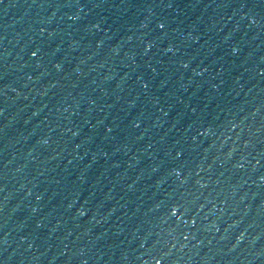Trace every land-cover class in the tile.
Returning <instances> with one entry per match:
<instances>
[{"label": "water", "instance_id": "95a60500", "mask_svg": "<svg viewBox=\"0 0 264 264\" xmlns=\"http://www.w3.org/2000/svg\"><path fill=\"white\" fill-rule=\"evenodd\" d=\"M0 264H264V0H0Z\"/></svg>", "mask_w": 264, "mask_h": 264}]
</instances>
